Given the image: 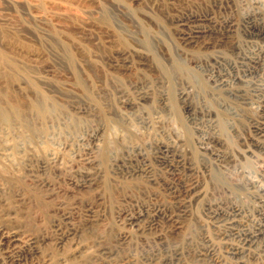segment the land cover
<instances>
[{
	"label": "rangeland",
	"instance_id": "rangeland-1",
	"mask_svg": "<svg viewBox=\"0 0 264 264\" xmlns=\"http://www.w3.org/2000/svg\"><path fill=\"white\" fill-rule=\"evenodd\" d=\"M256 10L264 11V0H0V123L5 115L11 127L7 137L1 134L6 139L1 138L0 145L9 144L19 155L35 162L46 157L51 148L65 151L66 159L71 149H76L79 138L98 130L102 145L106 132L115 124L127 133L125 142L112 145L115 152L123 154L125 144L136 141L152 159L151 141L176 140L192 164L200 167L204 162L213 163L206 179L211 198L226 206L234 202L243 207L254 228L259 222V201L250 196L244 184L229 185L226 171L200 149L201 139L213 135L231 152L239 141L231 130V121L245 130L254 112L245 109L243 117H234L229 108L222 107L214 96L216 89L208 73L194 61L214 53L236 59L243 50L255 47L246 41L240 28L235 27L237 33L231 31L230 24H239ZM207 17L214 21L206 35L194 45L185 44L177 23ZM236 42L241 43L240 49ZM176 65L181 66L177 69ZM255 80L264 82V69ZM144 87L154 90V101L141 102L135 117L120 102V92L136 95L137 99ZM183 89L188 92L186 104L197 109L199 119L195 122L180 99ZM217 91L223 99L236 103L225 91ZM162 93L167 98L166 105L158 100ZM72 102L88 103V112L74 110ZM122 113L135 119L134 135L122 121ZM137 116L155 117L153 120L160 122L147 129ZM100 158L107 177L100 185L99 217L92 221L78 217L83 243L88 248L70 264H90L95 249L90 247L92 243H116L121 227L119 211L132 207L134 200L137 211V203L145 199L139 179L111 177L107 173L111 155L102 153ZM240 160L228 172L238 173L245 183L255 182L258 189H264L261 163L255 158ZM5 161L10 163L0 160V220L30 234L53 229L59 217L54 210L56 202L43 200L36 187L24 178L19 183L15 178H4L2 174L9 171L1 168L7 166ZM9 187L14 191L10 192ZM16 192L22 194L23 202L15 201ZM62 197L68 204L73 203L69 195ZM94 200L90 193L82 201L95 204ZM195 211L201 213L202 205H197ZM192 227L203 229L199 222ZM197 230L192 233L195 239L200 236ZM42 250L55 259L64 253L49 245Z\"/></svg>",
	"mask_w": 264,
	"mask_h": 264
},
{
	"label": "bare ground",
	"instance_id": "bare-ground-1",
	"mask_svg": "<svg viewBox=\"0 0 264 264\" xmlns=\"http://www.w3.org/2000/svg\"><path fill=\"white\" fill-rule=\"evenodd\" d=\"M213 21L209 17L179 21L177 26L181 40L185 44L194 45L206 35ZM235 27L240 28L247 37L246 41L255 44V47L245 52L243 50V53L241 51L236 59L228 58L223 53H214L193 61L208 73V79L216 89L214 96L220 99L222 107L229 108L234 117H243L245 109L253 111L254 116L249 118L245 130L236 125V121H231V130L239 139L238 146L231 152L225 150L220 139L213 135L200 138V149L204 155L212 157L217 167L226 171L229 185L238 187L244 184L250 196L259 201L257 226H250V215L237 203L232 202L226 206L211 198L206 188V179L213 163L210 165L204 162L200 167L192 164L176 140L151 141L150 149L154 150L152 159L142 149V144L136 141L125 144V150L120 155L112 149V145L125 142L127 133L123 129L120 131L116 128L118 125L114 124L105 133L106 142L102 145L100 133L94 131L87 137L79 138L76 149L72 148L71 155L66 159L65 151L62 153L51 148L46 157L35 162L19 155L9 144L0 145V160H10L9 164L5 161L8 167H1L4 171L9 168L6 175L2 174L3 177L7 180L15 178L17 183L21 178L28 180L36 187L39 197L46 202H56L54 210L59 216L53 223V229L37 235L26 233L19 226L0 220L1 264H70L71 260L74 261L78 254L88 248L83 243V230L77 219L83 216L85 220L92 221L99 217L98 203L102 199L100 185L104 180L102 178L107 177H104L106 173L103 172L100 158L102 153L104 156L105 153L111 155L107 173L116 178L139 179L145 199L137 203L136 211V200L127 198L134 201L132 207H123L118 213L121 227L118 229L116 243H92L90 247L95 249L91 253L93 260L90 264H226L228 261L232 264H264V189H258L255 182L245 183L238 173L228 172L232 165L244 158H255L264 167V82L255 80L264 69V11H252L239 24H230L231 31L236 32ZM236 45L240 49L241 43L236 42ZM180 66L176 65V68ZM151 89L141 88L137 99L136 95L131 96L121 90L120 102L136 117V108L141 102L154 101V90ZM217 90L225 91L240 106L220 97L221 93L218 94ZM180 99L193 121L198 120L197 109L186 104L188 92L185 89L180 91ZM158 100L166 105L167 98L163 93ZM71 106L74 110L88 112V103L72 102ZM120 116L129 131L134 132L135 119L126 113ZM137 117L147 129L160 122L153 120L155 117ZM2 118L0 139L5 140L1 134L7 137L11 128L8 121L10 118L5 115ZM51 174L56 175L57 179ZM12 189L10 192L14 191ZM90 193L94 194L95 204H83V196ZM62 194L72 197L73 203L65 202ZM15 198L16 202L24 201L20 192H16ZM199 204L202 205L201 213L195 211ZM193 221L199 222L203 229H192ZM196 230L200 235L197 239L192 235ZM44 245L63 250L64 253L56 259L48 257L43 254Z\"/></svg>",
	"mask_w": 264,
	"mask_h": 264
}]
</instances>
